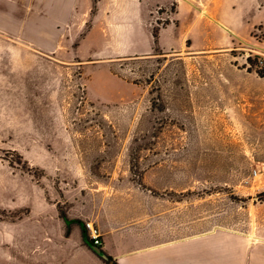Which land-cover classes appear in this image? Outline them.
<instances>
[{"label":"rangeland","instance_id":"obj_1","mask_svg":"<svg viewBox=\"0 0 264 264\" xmlns=\"http://www.w3.org/2000/svg\"><path fill=\"white\" fill-rule=\"evenodd\" d=\"M52 1L0 0V264H108L60 211L118 264H264V0Z\"/></svg>","mask_w":264,"mask_h":264},{"label":"crops","instance_id":"obj_2","mask_svg":"<svg viewBox=\"0 0 264 264\" xmlns=\"http://www.w3.org/2000/svg\"><path fill=\"white\" fill-rule=\"evenodd\" d=\"M116 1H119V0H113V2H116ZM52 2H53V6L51 10L49 11V13H52V15H54L55 22H57L58 24L64 23V21H66V19L72 13L75 7V4H76V0H53ZM101 8H102V5L100 3V7L98 10L99 13H100ZM74 219H78V218H74ZM78 226L74 227V231L78 232L80 228V233L82 237L81 239L85 243V241L83 240L84 238L83 229L79 224ZM75 228L77 230H75ZM137 240L138 242H136ZM173 244L175 243H172V242L155 243L154 240H149V236L143 235L139 239L135 240V246H137V250L133 251L131 260H129L128 258L124 260L122 259L121 263L122 264H154L157 258L161 260L163 257H165L164 254L157 253V250L164 248L166 246L167 247L171 246ZM173 258L174 256L171 257L169 255L170 260H173ZM176 263H179V261H177Z\"/></svg>","mask_w":264,"mask_h":264},{"label":"trees","instance_id":"obj_3","mask_svg":"<svg viewBox=\"0 0 264 264\" xmlns=\"http://www.w3.org/2000/svg\"><path fill=\"white\" fill-rule=\"evenodd\" d=\"M95 8V7H94ZM152 36H153V40H154V44L155 43H158V34L156 32L155 29H153V32H152ZM154 50H156L155 47H153ZM60 215L63 217V219L65 220L64 222L66 223V228L67 230L69 229V225L72 223V222H76L78 223L82 229H83V234H84V238L83 240L85 241V244L90 246V247H96V248H99L100 251H101V254H106L107 255V258L108 259H113L114 260V263H117V261L111 257V255L105 253L103 250H102V247L101 245H94L93 242L90 240L89 236L87 235L86 233V230H85V227H84V223L81 219H69V217L67 216V214L64 212V211H60ZM118 264V263H117Z\"/></svg>","mask_w":264,"mask_h":264},{"label":"built area","instance_id":"obj_4","mask_svg":"<svg viewBox=\"0 0 264 264\" xmlns=\"http://www.w3.org/2000/svg\"><path fill=\"white\" fill-rule=\"evenodd\" d=\"M258 63H264V58L260 56H256ZM84 223V227L86 230L87 235L89 236L90 240L93 242L94 245H101L102 233L100 228L93 223V221L89 220Z\"/></svg>","mask_w":264,"mask_h":264},{"label":"water","instance_id":"obj_5","mask_svg":"<svg viewBox=\"0 0 264 264\" xmlns=\"http://www.w3.org/2000/svg\"><path fill=\"white\" fill-rule=\"evenodd\" d=\"M91 248L98 254V256L101 257V259L108 261V264H117V263H114L113 259H108L106 254H101V251L99 248H96V247H91Z\"/></svg>","mask_w":264,"mask_h":264}]
</instances>
